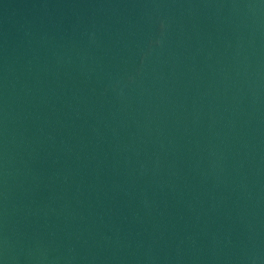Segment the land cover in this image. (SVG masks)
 <instances>
[{"label":"water","instance_id":"1","mask_svg":"<svg viewBox=\"0 0 264 264\" xmlns=\"http://www.w3.org/2000/svg\"><path fill=\"white\" fill-rule=\"evenodd\" d=\"M0 264H264V0H0Z\"/></svg>","mask_w":264,"mask_h":264}]
</instances>
